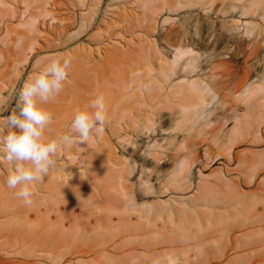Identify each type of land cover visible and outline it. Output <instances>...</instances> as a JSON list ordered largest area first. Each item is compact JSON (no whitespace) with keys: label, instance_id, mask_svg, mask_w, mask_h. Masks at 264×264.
<instances>
[{"label":"rangeland","instance_id":"1","mask_svg":"<svg viewBox=\"0 0 264 264\" xmlns=\"http://www.w3.org/2000/svg\"><path fill=\"white\" fill-rule=\"evenodd\" d=\"M255 2L129 5L127 14L145 21L115 26L113 41L130 45L133 65L148 63L147 114L129 118V132L101 141L99 152L82 149L61 161L73 195L53 200L63 207L67 234L56 229L47 242L65 243L40 245L35 236V244H11L16 239L3 226L12 216L0 214V264H264V0ZM16 8L0 4V128L18 111L25 82L41 71L38 58L29 69L18 59L9 32L25 19ZM179 45L194 52L171 72ZM189 81L204 92L193 96ZM0 163H8L2 153ZM85 174L96 177L93 185Z\"/></svg>","mask_w":264,"mask_h":264},{"label":"bare ground","instance_id":"2","mask_svg":"<svg viewBox=\"0 0 264 264\" xmlns=\"http://www.w3.org/2000/svg\"><path fill=\"white\" fill-rule=\"evenodd\" d=\"M210 1L212 0H177V2L171 3L168 0H140V2L137 0H0V4L7 5L10 2L17 7L14 12L20 16V22H22V17L25 19L22 22L24 27L10 30L8 24V28L9 33L14 35L13 43L20 54L18 59L25 57L28 61L26 69L32 66L36 58L38 60L35 66L39 70H42L54 59L71 58L69 80L66 81L63 91L54 100L43 105L53 115V121L45 131V138L53 140L58 136L71 134L70 126L75 114L82 110L92 111L91 103L98 95L105 97L108 114L103 130L95 136L92 135L88 144L74 143L58 154L55 169L50 172L49 176H45L43 181L33 186L34 195L31 205H25L23 200L16 196L17 189H10L6 185L7 176L13 170V166L7 163L4 169L0 163V183L3 189H9L5 194V201L0 200L4 203V205L0 204V207H4L6 204V207L0 209V214L12 216L13 221L11 220V223L9 222L3 227L9 230L10 235L16 239L8 242L14 245L35 244L37 243L35 236H38L40 245L65 243L60 240L47 242V238L56 229L67 234V218L61 213L63 207H57L59 204L53 200V195L56 193L73 195L74 185L69 184L71 171L65 169L61 161L68 156L84 155L82 149L91 152L95 148V153L99 152L102 150L101 141L107 144L109 138L112 139L114 135L121 136L129 132V118L133 115L135 118H139L147 114L145 108L149 103L148 98H151L149 97L151 95L149 82L146 79L148 71L145 69L148 68V63L142 61L140 65H133L131 61L135 57L129 51L130 45L124 42L126 46V48L123 46L124 49L113 41L116 34L115 26L130 23L135 19L141 22L145 21L140 16L135 17L131 14L129 16L127 14L129 5L137 3L139 8L144 9H149L150 4L157 9L168 5L169 10H175L171 5L190 7L207 4ZM247 1L252 5L256 3V0ZM242 10L243 12L244 10L249 11L245 8ZM156 20V16L152 17L153 23ZM142 42L141 39L140 43ZM145 42L150 44L148 39ZM193 52L194 50L186 45L175 47L172 60L169 61L171 72L181 58L187 54H193ZM25 71L24 69L23 73ZM136 71H144L138 79L133 78ZM172 74L169 75V78L173 76ZM163 81L162 85L164 86L165 82ZM162 85L160 84L161 89ZM186 88L193 96L197 91L204 92L200 85L190 81ZM174 91L172 90V94L176 93L177 98L178 92ZM192 100L194 104V98ZM187 105L189 106L190 103ZM156 109L152 116L156 114ZM1 124L0 135H6L10 129H7L3 123ZM112 149L109 145L104 151L107 153ZM109 155L112 154L109 153ZM72 160L80 159L73 158ZM81 162L84 160L82 159ZM85 162L90 161L86 160ZM90 163L93 165L92 162ZM85 176V182L88 185H93L92 183L96 181V177L92 174H85ZM0 192L2 191L0 190ZM3 194L0 195L5 197ZM73 211L76 212V210ZM3 227L0 226V231H3ZM114 236L119 239L123 237L121 234H114ZM107 244L108 242H102L103 246Z\"/></svg>","mask_w":264,"mask_h":264},{"label":"clouds","instance_id":"3","mask_svg":"<svg viewBox=\"0 0 264 264\" xmlns=\"http://www.w3.org/2000/svg\"><path fill=\"white\" fill-rule=\"evenodd\" d=\"M71 58L54 59L21 88L18 111L7 118L6 135H0L2 158L13 166L6 179L10 189L25 205L33 203V186L49 176L57 165L56 157L74 143L88 144L93 132H100L108 119L105 97L98 95L92 111H78L71 122V134L47 140L45 131L53 121L52 113L43 107L64 89L69 77Z\"/></svg>","mask_w":264,"mask_h":264}]
</instances>
